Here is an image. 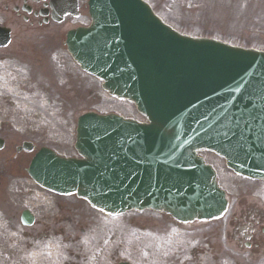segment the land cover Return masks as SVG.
<instances>
[{
  "label": "water",
  "instance_id": "95a60500",
  "mask_svg": "<svg viewBox=\"0 0 264 264\" xmlns=\"http://www.w3.org/2000/svg\"><path fill=\"white\" fill-rule=\"evenodd\" d=\"M73 1L54 0L66 8ZM90 5L91 26L69 33L72 55L149 123L86 114L75 144L82 159L41 149L27 171L105 213L152 208L190 219L222 211L214 172L195 150L224 154L242 174H264V52L181 35L141 0Z\"/></svg>",
  "mask_w": 264,
  "mask_h": 264
},
{
  "label": "rangeland",
  "instance_id": "374dc122",
  "mask_svg": "<svg viewBox=\"0 0 264 264\" xmlns=\"http://www.w3.org/2000/svg\"><path fill=\"white\" fill-rule=\"evenodd\" d=\"M78 1L80 15L77 18H66L62 23L57 24L62 30L60 39L63 38L64 31L68 27L88 22L87 0ZM148 1H150L159 16L174 28L184 32V34L206 35L207 37L218 38L236 45L253 47L257 48V50L264 49V0ZM55 26L56 24H52L49 28L53 30ZM44 30L46 29L40 30L39 32L41 33L27 34L38 37L44 34ZM43 39L42 42L47 40L46 38ZM57 45L60 46L59 39ZM61 57L62 55L60 54L54 60L57 64L56 75L50 77L49 80H42L40 76L39 80L41 85H54V89L49 88L47 91L37 89L33 92L25 93L23 99L13 101L20 106V108H16L18 113L21 114L22 110L25 113L24 117L32 120V126H29L30 132H33L34 129H41L44 132L43 140L36 141L38 145L43 143L55 144V147H60L63 153L74 155L72 150L74 120L79 113L88 109L99 112H117L125 117H134L142 120L131 105L110 98L106 92L103 93L101 91L98 84L96 85L90 79L80 76L76 69L71 65L69 66L66 61H62ZM59 58L61 60L60 64H58ZM49 74L52 75L53 71L49 70ZM49 74L47 73L48 76ZM80 80L82 83H80ZM60 83L65 89L62 87V90L59 91ZM76 83H80L82 89L77 88L75 86ZM67 89H70L71 95ZM61 95H64L62 97L66 96L68 101L71 102L67 101L68 104L66 105L70 107L62 109L64 108L63 105L58 104V99ZM47 97L56 100L58 103L47 108L44 103H41V100L43 101ZM35 100L39 103L35 104ZM3 108L11 115L12 108L10 106L5 105ZM12 118L13 122H9L10 126L18 128L17 131H22L23 134L25 132L26 135L14 134L6 139L3 149L0 151V213L4 214L6 210L3 203L4 198L7 197L8 218L12 216V219L9 220V245L12 243V239H16V235L12 233V230L18 225L17 217L22 207L31 208L38 218L41 219L40 221H45L46 223H48L46 219L48 210L60 212L55 206L57 196L31 183L26 175L24 168L27 166L33 152L16 153L13 148L21 142L23 136H30V134L26 131L27 124L23 127L21 123L15 122L16 115H12ZM62 142L63 145L61 147L60 144ZM203 155L207 157L208 162L214 165L213 167L216 168L218 175L225 181L226 175L224 172L226 170L223 167V163H221L222 161L206 153ZM228 184L223 183V186ZM67 199H65L63 204L68 207V210H66L68 213L65 216L70 217L72 223L69 221L64 222H69L67 225L74 227L76 231L68 232L67 228L69 227L63 223L53 226L52 229L62 226L66 235L68 232L71 237H75L80 234L79 229L91 228L93 232L88 236V244L92 253L94 254L95 252L96 257L93 264H100V262L102 264H114L118 258H128V251L133 248L137 252L153 253L154 249L160 245V232H156L154 229L133 226L134 224L146 225L147 223L152 226L153 223L160 224V220L152 221L147 219L158 218L157 215L148 214L150 212H142V214L129 212L115 218L103 215L95 218V214L99 215L87 209L74 197H67ZM153 228H156V226H153ZM48 235L50 234L48 233ZM52 236L54 235H50V238ZM2 237L3 235L0 233V239ZM49 241L50 239L40 241L41 248H46L47 245H50L48 244ZM50 246H52V251L47 255L31 260L24 259L22 262L27 264L34 260L36 264H48L50 260H53L57 263L59 259L63 258L56 251L60 247L55 249L53 245ZM118 247L121 253L116 256L113 253Z\"/></svg>",
  "mask_w": 264,
  "mask_h": 264
},
{
  "label": "flooded vegetation",
  "instance_id": "af4514ba",
  "mask_svg": "<svg viewBox=\"0 0 264 264\" xmlns=\"http://www.w3.org/2000/svg\"><path fill=\"white\" fill-rule=\"evenodd\" d=\"M0 4V26L8 29V41L0 45V140H5L14 134H23L17 131L18 128L10 126L13 122L12 115H16L15 122L25 126L23 111L18 113V106L12 108V113L3 106H10L14 100L24 98L25 92H33L37 89L47 91L54 89V85H41L39 83L40 73L42 80H49L47 73L56 71L50 66L51 57L43 52L38 46V41L32 37L27 38L25 33L37 32L39 29L47 28L50 20V8L47 0H5ZM49 54H53L49 52ZM47 66L49 70H47ZM81 88L80 83H76ZM42 87V88H41ZM63 85H60L62 90ZM65 89V87H63ZM70 90V89H69ZM69 94L71 95V91ZM58 99L59 104L65 109L68 99ZM50 103L52 99L46 98ZM70 102V101H68ZM39 102L35 100V104ZM71 103V102H70ZM64 122V121H63ZM31 139L43 140L44 132L41 129H34ZM33 144V143H32ZM230 183L229 191H226L228 208L221 216L209 220H195L191 222H179L165 214L161 219L147 218L149 220H160V224L149 223L146 225L134 224V227L154 229L161 233L160 245L153 253L140 251L134 248L128 251L131 263L135 264H264V180H250L236 178L227 180ZM240 183V184H238ZM65 201L56 199L55 206L60 211L48 210L47 221H34L31 227L22 230L18 243L11 254L5 246L4 251L0 250V264H10V259L22 260L26 251L36 252L37 241L42 236L61 235L65 244V259L57 264H92L89 258H94L88 242L83 243L82 237H71L68 232L76 231L62 221L69 220L66 217L68 207L63 205ZM7 204V202H6ZM5 224L2 231H7L8 213L5 208ZM63 209V211H62ZM37 218V217H36ZM65 224L64 228L53 226ZM85 236L91 234L88 228L81 229ZM52 232V233H50ZM87 239V237H86ZM120 255L119 247L113 253ZM38 256L37 253H35ZM96 257V256H95ZM101 258H103L101 256ZM100 264H102L100 262Z\"/></svg>",
  "mask_w": 264,
  "mask_h": 264
}]
</instances>
